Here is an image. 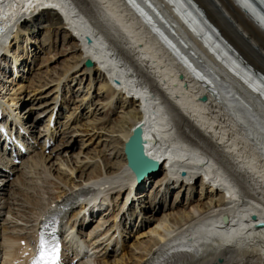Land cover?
Returning a JSON list of instances; mask_svg holds the SVG:
<instances>
[{
    "label": "bare ground",
    "instance_id": "1",
    "mask_svg": "<svg viewBox=\"0 0 264 264\" xmlns=\"http://www.w3.org/2000/svg\"><path fill=\"white\" fill-rule=\"evenodd\" d=\"M40 1L49 5H42L33 0L36 5L41 6V9L30 17L19 16L20 25L18 22L13 25L11 24L12 21L4 22L5 18L0 19L4 22L1 27L2 32H0V60H6V52L11 50L8 48L11 43L10 37L14 36L16 39L17 34L11 30L14 26L16 32L23 28L27 35L42 28L48 33V37L49 31L55 30H60L65 36H70L76 41L74 47L79 49L76 50L81 51L79 60L74 61L72 67L81 66L82 62L85 63V60H88L87 62L91 65L84 64L83 66L85 67L84 70L89 67V75L94 72L92 74L103 76L109 82L108 87L111 94L118 92L124 99L128 100L127 107L134 105L138 107L135 112H128L130 116L125 121L124 127H121V135L117 140L123 144L129 136L131 128L137 123L141 124L146 138V152L159 161L162 159L159 169L164 174L160 180L167 181L166 187L170 188L171 185L174 187L179 185L178 187L181 188L191 187L190 183L196 184L195 182L200 178L203 187L211 188L209 198L214 195L221 196L216 202L212 200L209 203L213 206L206 212L200 213L199 209L201 208L198 207L196 210L198 215L194 214V217H191L193 219L188 220L189 222L185 226L183 224V227L181 226L179 229L170 226L169 220L180 218L181 221L179 220V222L182 223L188 218L184 217V211L170 215L162 213V217L156 218V225L148 228L147 232L140 234L142 236L152 232L157 235L156 238L152 237L153 241L145 245V242L142 241L136 242L139 245L132 243L133 247L142 250L139 255L134 253L132 258L126 259L128 251L123 253L126 245L124 247L117 236L113 239L115 242L112 247L109 246L110 241L106 243L107 245L105 244L107 247L109 246L108 249L105 248V255L110 254L109 249L121 247L119 258H116L113 264H264V225L257 227L258 222H264V119L254 105H249L241 99L240 94L244 89L242 83L229 75L219 65L207 60L195 51V60L199 65L203 63L205 70L212 76L215 88L220 92L218 98H211L207 92V100H200V103L196 97L206 92L204 85L198 80L190 78L188 74L175 66L169 56L156 45L133 16L122 8L116 0H71L85 13L92 23L91 25L84 21L85 16L82 11L72 9L70 3H67L69 0H47V3H45L46 0ZM195 1L199 7L205 9L209 18L222 29L227 38L236 45L249 62L264 71V30L252 17L235 0ZM11 4L15 6L10 7ZM16 4L17 0H6V14L11 15ZM57 11L65 14L67 22L79 21L81 25L78 30L75 29V34H71L67 30L66 23L57 14ZM82 28H86L85 33L87 31L92 32V43L89 44L84 41ZM172 36L177 40L179 39L178 34H172ZM183 47L185 46L183 45ZM17 53L14 56L15 61L20 59ZM113 58L116 62L112 60ZM1 61L0 63H2ZM25 64H27V60H21L17 67ZM6 65L8 62H5V65H0V73L5 72ZM180 72L183 73V77L178 80ZM182 83L187 84V89L183 91L180 89ZM56 87L58 88L59 84ZM99 89L101 90L102 87ZM60 98L54 97L56 102L52 101L54 102L53 105L51 104L52 107L50 106L38 114L39 117L50 109L47 111L49 113L47 114L46 125H48L51 115L57 108V119L55 118L54 127L49 129L46 126L45 131H41L38 135L42 139L38 144L43 151L47 148L45 146L46 141L55 139L57 132H59L55 128L57 127L56 124L60 123L58 120L61 107L58 104ZM13 99L15 98H11V100ZM0 108L3 111V117L0 118V121H3L5 111L7 109L12 111L13 109L11 104L7 107L1 102ZM110 108L112 109V107ZM11 111H7V116H11L15 121L22 123L18 114H13ZM74 122L75 119L72 124ZM28 124L30 126L32 122H28ZM70 124L71 122L66 123L67 126L64 129L69 128ZM63 145L60 143L58 146L62 147ZM56 148H51V152L52 150L56 151ZM67 149L69 148H63L64 155L67 153ZM43 151L34 153L31 159L27 160L24 156L21 160L20 164H24L29 169L26 173H24L25 171L19 172L21 176L18 179L21 186L14 184V181L6 182L7 184L3 183L0 186V255H2L0 264H10L12 260L21 257L17 253L20 242L24 240L28 243L31 237L30 229L35 226V221L48 211L77 204L81 208L72 214V218L76 219L72 224L75 226L77 217L84 206L87 205L86 210L89 214L86 217L92 216L93 211L99 208L98 206H102L101 203L105 200L104 192L109 189H117L119 195L128 189L126 191L127 197L125 196L126 200L124 199L119 206L121 215L123 214L124 219L127 218L122 209L129 201L128 195L133 193L135 179L125 161L124 163L122 161L123 164H119L121 171L114 172L111 161L105 159L103 163L104 173L99 165L89 174L81 175L80 179L78 176L73 177L76 169L71 167V177L68 174L65 181L63 178L62 180L59 179L65 184V188L58 185L61 195L56 194L52 197L51 194L47 193L48 197H43L45 198L43 201L39 187H34V178L29 177L28 174L38 177L39 173L46 172L45 175L47 173L52 175L51 168L56 161H60L61 165L64 166L68 160V157H65L67 160L59 158L60 154H58L57 159H54L53 153L50 152V156H46ZM0 152H2L1 149ZM79 154L78 152L74 155L78 158ZM38 167L41 172H39ZM16 168L17 166L10 157H7L5 161L0 159V175L5 174L0 176V180H5L11 175V172L12 174L17 173ZM5 169L9 170L6 172ZM103 174L104 177H102ZM229 176L239 186L243 199L242 205H237L235 209L233 221H243L249 212L247 207L249 208L254 203L259 206H255L258 216L251 223L243 222L242 227L232 224L228 228L217 229L214 227L219 226L212 217L227 207L228 197L225 192L230 195V198L232 195L235 197L233 202L235 205L239 203V196L236 193L232 194L233 188L230 189V192L228 189L225 192L221 189H215V186L221 183L229 184ZM30 181L33 183L31 184ZM31 188L33 191L37 190L35 196L27 192ZM87 193H90L89 196L79 198L80 195ZM157 201H152V204L157 203ZM89 202H91L90 205H88ZM130 204L131 202L128 203V207ZM203 205L205 204L203 203ZM145 208L150 210L149 206H145ZM33 209L34 211H32ZM152 209H155V206ZM161 209L162 206H159L158 210ZM250 212L256 213L254 208H251ZM140 213L141 209L137 210V214ZM119 218L116 220L119 222L114 224L117 227L121 222L123 223V219L120 218L119 220ZM148 222L150 220L143 221L141 226L147 227ZM77 223V230L80 232L86 224L84 218L80 217ZM250 226L253 230L249 229ZM196 234H198L197 237H194ZM118 235L120 237L119 232ZM190 238L193 240L188 241L190 246L186 249L179 247L176 243L181 239L188 240ZM114 251L111 253L116 254L117 252ZM220 256L223 257V261L213 263L215 258ZM104 262V264H108L107 261L104 260ZM82 264L91 263L85 261Z\"/></svg>",
    "mask_w": 264,
    "mask_h": 264
},
{
    "label": "rangeland",
    "instance_id": "2",
    "mask_svg": "<svg viewBox=\"0 0 264 264\" xmlns=\"http://www.w3.org/2000/svg\"><path fill=\"white\" fill-rule=\"evenodd\" d=\"M55 26L57 27L58 25L56 24ZM53 32H56V34L57 33L58 34L54 35L51 32V33H49L50 34L49 38H48V35L45 33V30H40L39 32H37L35 34L30 35L28 37V40L33 41L32 45L30 46L31 48L30 47L27 48L25 46V42H26L25 40H21L19 42L17 51L13 52V53H15L14 54V56H15L16 53L18 52L17 55L19 54L20 56H22V58L28 59V64L24 68L25 71H27L26 73H24V75H27V77L23 79L22 83L20 84L21 86L17 85L16 83L10 84L9 82H6L5 88H4L5 93H2L3 96L6 95V97H8L9 95H15V93L19 94L20 92H21V94H19V95H21V99L22 98L24 99L26 97L29 98L31 96H32L31 97V99H32L35 96L36 99L34 100L33 107H35L36 105H38L40 103L42 104L43 102H45V100H47V102L50 100V98L52 97V94H51L52 92H49V93H47V92L55 85L56 79L65 71V69H67V68L69 69V67L73 66L74 61L79 60L78 58L80 57V52H81V51L80 52L77 51L79 49L74 47L76 45V43H74L75 40L71 39L70 36H67L68 38L66 39V44L69 43V44H67L69 46V48L67 46L68 49H65L64 48L65 44L63 45V47H61V43L63 42L62 39H65L64 33L61 32L60 30H55ZM49 40H51L53 42H57L56 47L54 49H53V46L49 47V45H48ZM30 54H35V60L34 61L32 59L30 60V58H29ZM6 59H7V56H6ZM1 62L3 65H5L6 60H4V62L3 61H1ZM2 64L0 63L1 66H2ZM82 64L84 65L85 63L82 62ZM27 68H29V69L26 70ZM77 70L79 71L80 68H77L76 71ZM4 71H5V69H4ZM92 73H94V72H92ZM9 74H10V72L8 73V75ZM88 74H89V72H88ZM8 75H6V76H8ZM93 75H95V74H93ZM95 76H97V75H95ZM7 78H8V80H12V78L10 76L6 77L5 79H7ZM102 78H103V76H102ZM85 83H87V80L85 81ZM0 86H1V84H0ZM56 86H55V88H56ZM97 88L98 89L101 88V86L98 85V83L95 84V90L94 91L99 93V95L94 96V93H93L92 102H98L97 108L99 107V109H100L98 111H103L102 110L103 107H101L102 103H100L97 99L102 98L101 93H104V95H105V92H102L100 89H99L100 91H98ZM32 89H35V91H31ZM57 90H59V89H57ZM28 91L30 92V94H27ZM18 94H16V95H18ZM54 97H56V96H54ZM74 97H77V96H73L70 99H72ZM53 98L51 100V103L49 105H47L45 108H43L42 110H40V108H38L37 110H35L36 108H33L32 111L26 112L23 115V117H25L27 114H30V116H33L38 110H40L37 112L36 118H41L40 116L38 117V114L41 111H44L46 108H48L50 106L52 107L54 102H56V101H54ZM67 98L68 97L66 96V99ZM37 99H40L41 101L40 100L37 101ZM70 99H68L66 101H70L69 102L70 107H74V103ZM52 101H54V102H52ZM123 101H124V103H126V107H127L128 100L124 99V97H123ZM0 102L6 105L5 101L0 100ZM63 102H65V101H63ZM61 103L62 102H61V98H60L58 104H61ZM75 103L78 104L79 102L76 101ZM28 104H30V101L25 103L20 109L24 108ZM8 105H10V104H8ZM95 106H96V104H95ZM134 106H136V105H134ZM93 107H94V105H93ZM13 109H15V108H13ZM48 110H50V109H48ZM117 110H118L117 112L110 114V122L108 124H105L103 121L92 122L91 117H88V118L84 117L83 119H81L79 122L78 131L74 132V135L71 136V138H68L65 141H60L54 146V148L57 147L56 148L57 151H62L63 148L71 145L69 152H67L65 155L64 154L61 155L64 152L63 151L60 154L61 157L59 156V158H61V159H63V158H64V160L68 159L66 161L65 165L62 166L60 161H56L54 166H52V168H51L52 169V175H48V173H47V175H45L46 172L43 173V172H41V170L39 171V172H41V174L39 173L38 177H37V175H32L30 173L28 174L29 177L34 178V182H35V183H33V181L32 182L30 181V183L31 184L33 183L34 187H37V186L39 187V191L41 193V198L43 201L45 200V198L48 197V194H51L52 197L55 196L56 194L61 195L60 194L61 192L59 190L58 185H60V187L65 188V184H63L62 181H60V180H62V178H63L65 181V179L68 177L67 176L68 174L71 177V174H72L71 167L72 168L75 167L76 170H75L73 177L75 178V176L76 177L78 176V179H80L79 177L81 175H83V174L86 175V174H89L91 171H94V169H96L99 165L101 166V171L104 173L103 163H104L105 159H109L111 161L112 170H114V172H116L117 170L120 169L119 164H123L125 160H123L124 159V155H123V151H122L123 144L121 142H119L117 140V138L118 137L120 138L121 129L124 127L123 125H125V123H126L125 121H127L128 116H130V113H128V112H130V111L132 112L133 108H118ZM98 111L96 112L97 116L100 115L99 114L100 112H98ZM108 111H113V109H111L109 107ZM48 113H46V114H48ZM22 114H23V112L21 113V115ZM44 115L45 114L42 113L41 116H44ZM76 117L77 116H75L70 122L72 123V121L74 119L76 122L77 118H78V117L77 118ZM61 133H64V132H61ZM65 135H67V134H65ZM67 142H68V144H67ZM60 143H62L64 145L62 147L58 146ZM50 152L51 151H49V153H44V155L50 156ZM78 152L80 154L77 158L74 154H77ZM51 154H52V152H51ZM30 155L28 156L29 158L32 157V153ZM57 156L58 155L53 154V157H55L54 159H57ZM65 157H68V158L65 159ZM122 161H123V163H122ZM21 167L22 166H18L20 173L25 171V169L23 167L22 168ZM84 167H85V169H83ZM120 171L121 170H119V172ZM19 172L13 174L12 177L14 178L15 183L18 184V186H21V182L18 179V177L21 176V174H19ZM24 173H26V171ZM163 174H164V172L162 171V173L160 172L159 175L150 178L149 181H147L144 184V186H141L142 189L137 190V188H136V190L139 194L137 196L138 197L137 201L139 202V206H143V205H145V203L147 201H149L151 199V197L157 195V191H159L157 196L163 197L161 199L166 200L167 204L169 203V205L164 206L162 211L161 210H159L158 212L156 211L157 212L156 215H153L152 213H150V210L148 209L147 215H146L147 217H145L143 219H142V217H139L136 219V221H134V218L131 219V224H134L132 226L128 227V225H129L128 223H124V225H122L120 223L119 231H120L121 237H119L118 232L111 235V232L114 229V227H112V225L119 218L118 216L121 215V212L119 211L120 212L119 215L116 218L114 217L117 214V211H118L119 206H120L121 199L119 197L121 194L118 195V192L116 189L107 190L109 192V194L107 191L104 192L105 193V195L103 196L105 198L104 202L108 203V206H104L102 208L103 210L98 214V217H96L97 213H95L92 221L88 222V224L85 227L86 232H88V235L86 237L85 236H81V237L77 236L75 238V239H79L82 243H84L85 245H88L91 248V251H90L91 254L89 256H87V259H90L89 263L96 264L98 260H101V264H104L105 263L104 260H105V261H107L108 264H113L114 260L116 258H119V254L117 255V253H120L119 250L117 251L116 254H114V253H111V252H113V250L109 249V251H111L109 255H107V256L105 255V257H103V258H101V256H102L103 252L106 249H108V247L110 245L108 247H103V246L108 241L115 238L116 236L118 239H121V240L122 239H129V242L123 243L124 247L126 245L123 253L125 251H128V253L126 255V259L132 258V255L134 253L139 255L142 252V250L135 248V246L133 247L132 243H136L137 241H139V242L142 241V242H145L144 243V245H145L146 243H150L151 241H153V238L154 239L156 238L157 235L153 234L152 232H150V233L148 232V234H144L142 236H140V234L143 232H147L148 228H151L153 225H156V218L157 217H159V216L162 217L163 214L164 215L165 214L170 215V214H174V213H179L180 211H184L183 212V213H185L184 217H188V218L186 220H184L182 223L179 222V220L181 221L180 218L177 220L175 218H171L169 220L170 226L175 227V229L176 228L179 229V228H181V226H183V224L186 225L190 221L191 217H194L193 216L194 214H197L196 210L198 207L201 208V209H199L200 213L206 212V211H208V209L210 207L213 206L212 204L210 205L209 203L212 200L214 202H216L221 197L220 195H214L213 197L209 198V193H211L210 192L211 188L207 189L206 187H203L201 184V181L199 180L200 178L198 179L199 181L197 180L195 182L196 184L190 183L191 187L186 186V187L181 188V187H177L179 185H175V188H173L174 186L171 185L170 188H168V187H166L167 181L166 180H164V181L160 180L161 178H163ZM1 175H5V174L2 173ZM59 175H60V177H59ZM104 176L105 175L103 174L102 177H104ZM140 185H143V184H140ZM28 191L31 193V195L35 196V194H37V190L33 191L32 188L30 190L28 189ZM126 191L122 192V194L126 193ZM106 193L109 195V198H107ZM130 195L131 194L128 195V199H129ZM43 197H45V198H43ZM123 197H125V195ZM125 200H126V198H125ZM152 201L156 202L155 199H153ZM203 203L205 205H203ZM127 204H128V202H127ZM162 204H164V203H162V202L159 203L157 201V203H155L153 206H156L157 210H158L159 206L161 207ZM145 206H149V203H146ZM98 207L99 208H96V209L100 210L101 205ZM129 212H132V208ZM122 216H123V214L120 216V218H122L123 222H124L125 219H124V216L123 217ZM120 218H119V220H120ZM149 219L151 220V223L148 224L147 227H144V226L142 227L141 224L143 223V221H147ZM178 222H179V224H178ZM140 227H142V228L140 229ZM137 244L138 243H136V245ZM116 249H118V248H116ZM79 264H81V262Z\"/></svg>",
    "mask_w": 264,
    "mask_h": 264
},
{
    "label": "water",
    "instance_id": "3",
    "mask_svg": "<svg viewBox=\"0 0 264 264\" xmlns=\"http://www.w3.org/2000/svg\"><path fill=\"white\" fill-rule=\"evenodd\" d=\"M124 153L128 167L137 176L138 180L154 172L159 167V162L156 159L149 157L143 146L141 129L136 127L128 140L124 143Z\"/></svg>",
    "mask_w": 264,
    "mask_h": 264
},
{
    "label": "snow or ice",
    "instance_id": "4",
    "mask_svg": "<svg viewBox=\"0 0 264 264\" xmlns=\"http://www.w3.org/2000/svg\"><path fill=\"white\" fill-rule=\"evenodd\" d=\"M242 3L243 0H237ZM258 24L264 27V14L258 19ZM32 264H60V244L55 238H41L37 247V257Z\"/></svg>",
    "mask_w": 264,
    "mask_h": 264
}]
</instances>
